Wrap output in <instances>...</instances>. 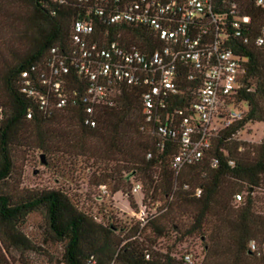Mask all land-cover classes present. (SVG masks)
I'll return each mask as SVG.
<instances>
[{
    "label": "trees",
    "instance_id": "obj_1",
    "mask_svg": "<svg viewBox=\"0 0 264 264\" xmlns=\"http://www.w3.org/2000/svg\"><path fill=\"white\" fill-rule=\"evenodd\" d=\"M16 1L25 8L19 17L22 23L19 37L25 47L11 53L0 70V105L4 110L0 122V248L4 252L35 250L36 246L21 227L29 213L38 212L49 240L62 244V264H184L172 255L170 247L157 251L153 245L157 237L166 236L168 218L179 220L187 213L188 219L178 225L174 240L205 235L212 255L204 264H216L211 261L215 256L221 257V264H264V214L256 211L253 194L256 188L264 187V136L252 150L244 148L243 151H238V146L245 143L233 139L245 124L264 122L263 51L251 41L235 47L236 53L246 58L235 95V102L245 103V111L240 119L218 132L211 148L199 161L186 165L174 175L169 161L178 151L179 143L168 137L158 138L144 125L141 92L136 86L121 85L112 105L97 107L94 127L84 124L85 80L76 74L73 66L64 91L70 96L69 92L76 90L77 95L70 97L66 105L44 111L37 98L27 94L26 88H42L40 76L48 69L51 49L56 48L58 54L67 57L71 53V23L84 9L71 0ZM236 1L243 13L251 17L252 29L257 32L264 25V11L255 7L254 0ZM3 2L0 0V8ZM92 19L95 35L105 28L106 36L119 40L125 48L141 47L142 38L149 48L155 47V40L147 30L131 25L104 26L95 17ZM23 72L28 73V86L24 84ZM62 117L71 120L81 138L103 141L106 145V155H103L107 159L115 160L112 155L117 153L129 163L120 181L127 187V193L131 183L126 179L137 175L133 182L142 186V202L148 198L153 206L160 201L144 225L140 227L136 221L118 225L112 216L106 222L97 220L78 209L59 189H29L17 194L4 189L2 183L12 171L11 146L19 132L30 123L37 147L50 152L48 139L53 135L43 127L48 121ZM213 159L217 163L212 167ZM242 185L245 195L234 207L230 201ZM196 189H200L198 195ZM118 190L124 191L116 187L109 193ZM172 221L170 228H175ZM146 228L149 235L144 232ZM250 241H256L255 250L249 249ZM0 264H10L1 250Z\"/></svg>",
    "mask_w": 264,
    "mask_h": 264
},
{
    "label": "built area",
    "instance_id": "obj_2",
    "mask_svg": "<svg viewBox=\"0 0 264 264\" xmlns=\"http://www.w3.org/2000/svg\"><path fill=\"white\" fill-rule=\"evenodd\" d=\"M71 1L84 9L71 23V53L67 57L51 49L48 69L40 76L42 88L24 89L37 98L44 111L60 108L77 95L76 90L69 92L70 96L64 91L72 66L85 80L84 124L89 127L96 125L97 107L112 105L121 85L136 86L141 92L144 125L158 138L179 143L169 161L174 175L199 161L218 132L241 118L245 108L241 107L243 102H235V95L246 58L237 54L235 47L251 41L264 53V25L254 32L251 17L236 0ZM254 5L264 11V0H254ZM92 17L104 26L131 25L147 30L155 47L149 48L142 38L141 47L125 48L119 40L108 38L105 28L95 35ZM22 77L24 84L30 85L28 73L23 72ZM3 115L0 105V122ZM216 163L213 159L211 166ZM130 183L126 197L141 193L139 182ZM101 189L106 191L104 185ZM199 193L196 189L195 194ZM242 198L237 192L232 201L239 203ZM131 214L142 226L151 213L140 199ZM248 247L255 250V241ZM177 258L192 263L188 252Z\"/></svg>",
    "mask_w": 264,
    "mask_h": 264
},
{
    "label": "rangeland",
    "instance_id": "obj_3",
    "mask_svg": "<svg viewBox=\"0 0 264 264\" xmlns=\"http://www.w3.org/2000/svg\"><path fill=\"white\" fill-rule=\"evenodd\" d=\"M24 11L25 8L16 0H4L0 8V70L2 64L9 61L11 53L20 52L25 47L19 37L22 24L19 17ZM241 107L245 108V103H242ZM43 129L53 135L48 139L50 152H43L37 147L36 134L30 123L16 136L11 146L12 171L2 183L4 189L12 194L29 189H59L71 198L78 209L94 215L97 220L106 222L112 216L118 225H129L135 221L131 210L143 199V193L141 191L134 195L129 194L128 197L125 195L127 187L121 185V182L129 169V163L117 153L112 155L115 160L107 159L104 142L94 138H81L79 130L68 118L48 121ZM263 132L264 122L245 124L233 135L234 140L245 143L238 146V151H243L244 148L252 150V147L261 141ZM134 178L137 179V175L129 176L126 180L131 182ZM102 185L106 189L105 192L101 189ZM116 187L125 192L118 190L110 194ZM239 193L245 195L243 185ZM253 194L256 211L264 214V187L256 188ZM159 203L160 201H157L151 206L147 198L143 204L148 213H153ZM230 204L236 207L239 203H234L231 199ZM187 215H182L179 220L174 218L173 221L168 218L166 236L157 237L153 248L165 251L170 247L175 258L188 252L192 256L191 264H204L211 254L208 248L211 246L205 235L194 234L184 237L181 241L174 240L178 234L176 228L188 219L185 217ZM171 221L175 228H170ZM21 229L36 249H11L4 252L0 248L10 264H62V244L49 240L40 213H29ZM144 232L148 235L150 233L148 228L144 229ZM211 261L216 264L223 262L220 256L213 257Z\"/></svg>",
    "mask_w": 264,
    "mask_h": 264
}]
</instances>
